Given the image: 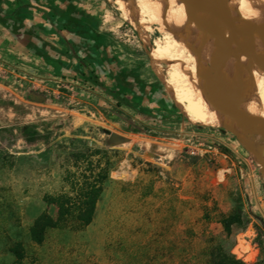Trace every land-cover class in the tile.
<instances>
[{"label":"rangeland","instance_id":"obj_1","mask_svg":"<svg viewBox=\"0 0 264 264\" xmlns=\"http://www.w3.org/2000/svg\"><path fill=\"white\" fill-rule=\"evenodd\" d=\"M79 2L137 79L103 85L83 64L62 75L33 52L41 59L18 48L13 59L0 53V262L10 264L8 249L21 242L24 264H206L200 253L222 233L220 216L236 214L241 222L224 247L232 242L236 259L255 264L264 180L252 149L179 113L112 0ZM160 38L152 27L149 46ZM93 150L110 166L92 223L78 233L50 230L33 244V220L56 213L44 199L66 191L65 172L79 173L80 157Z\"/></svg>","mask_w":264,"mask_h":264},{"label":"bare ground","instance_id":"obj_2","mask_svg":"<svg viewBox=\"0 0 264 264\" xmlns=\"http://www.w3.org/2000/svg\"><path fill=\"white\" fill-rule=\"evenodd\" d=\"M112 3L121 17L135 27L147 47L152 72L184 118L194 125L228 130L227 120L200 90V73L215 47L216 33L187 18L186 12L200 19L199 9L186 11L179 0H112ZM227 5L244 22L235 29L245 37L248 49L264 55V0H227ZM152 27L161 38L149 46ZM221 72L237 110L249 119L264 120V72L252 68L237 51L223 59ZM236 136L242 139L243 146L254 151L264 145L261 136ZM254 159L258 161L255 155ZM259 159L264 180V152Z\"/></svg>","mask_w":264,"mask_h":264},{"label":"crops","instance_id":"obj_3","mask_svg":"<svg viewBox=\"0 0 264 264\" xmlns=\"http://www.w3.org/2000/svg\"><path fill=\"white\" fill-rule=\"evenodd\" d=\"M79 4V0H0V53L6 59L15 58L14 48L41 59L38 54L62 75L77 73L85 65L103 85L113 79L118 84L122 78L137 79L123 68L125 58L112 38L98 31L92 15L82 13Z\"/></svg>","mask_w":264,"mask_h":264},{"label":"trees","instance_id":"obj_4","mask_svg":"<svg viewBox=\"0 0 264 264\" xmlns=\"http://www.w3.org/2000/svg\"><path fill=\"white\" fill-rule=\"evenodd\" d=\"M92 158H96L94 163L91 161ZM80 161L85 164V167L79 173L65 172L63 182L66 191L62 190L60 193L44 199V203L48 207H54L56 213L55 216H51L45 211L33 220L29 229V239L33 244H42L50 230H69L78 233L92 223L96 204L108 179L110 162L107 154L99 150H93L89 155H82ZM218 222L222 233L218 239L209 237L200 253L204 257L205 263L244 264L231 254L232 242L224 247L225 241H231V227L241 222L239 215L220 216ZM262 244L260 241V259L255 264H264V246ZM8 252L14 258L10 264H24L27 253L21 242L12 244ZM0 264L6 263L0 262ZM126 264L140 263L127 262Z\"/></svg>","mask_w":264,"mask_h":264},{"label":"water","instance_id":"obj_5","mask_svg":"<svg viewBox=\"0 0 264 264\" xmlns=\"http://www.w3.org/2000/svg\"><path fill=\"white\" fill-rule=\"evenodd\" d=\"M179 1L186 11L199 9L200 19L186 12L192 23L204 25L216 33V43L211 57L200 73V90L203 97L217 107L227 120L228 130L232 134L257 135L264 138V120L249 119L237 110L235 99L223 81L221 72L223 59L234 51L241 53L252 68L264 72V55L249 50L245 37L235 29L238 23L244 22L229 9L227 0ZM252 152L261 164L259 155L264 152V145L256 151L252 149Z\"/></svg>","mask_w":264,"mask_h":264}]
</instances>
